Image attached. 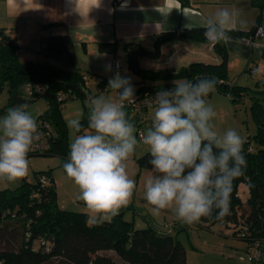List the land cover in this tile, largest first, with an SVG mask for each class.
Returning <instances> with one entry per match:
<instances>
[{"label":"trees","instance_id":"obj_1","mask_svg":"<svg viewBox=\"0 0 264 264\" xmlns=\"http://www.w3.org/2000/svg\"><path fill=\"white\" fill-rule=\"evenodd\" d=\"M176 1L182 7L189 6V0ZM251 3L258 10L253 27L247 32L229 31L232 39H246L261 25L264 0H251ZM205 30L199 28L161 34L155 39L152 49H145L134 42L124 43L129 70L151 82L140 85L137 91L173 88L174 80L212 77L221 84L215 86L217 92L227 96L232 104L240 101L247 88L228 79V52L224 42L212 45L214 54L220 59L218 64L194 62L178 69L157 71L143 68L140 64L143 60L152 64L162 63L171 55V52L162 51L165 45H176L181 41L210 44L204 36ZM99 49L115 53L116 42L99 43ZM39 54L41 61H21L15 40L0 28V93L6 89L12 101L22 88L31 86L34 90L45 87L47 93L53 95V98H45L47 108L35 118L50 124L49 148L45 153L28 157L58 156L63 166L69 149L66 126L61 117L62 107L55 98L58 93L68 92L66 84L79 87L81 73L75 68L74 48L68 35L41 38ZM52 61L63 63L67 68L56 67ZM82 96L84 93L71 91V96L65 98L64 103ZM28 97L37 99L41 96ZM249 110L256 130L252 136L245 135L243 139L242 150L247 167L244 176L233 182L231 214L218 220L215 219L218 210H214L213 218L202 217L200 222H224L232 226L235 237L246 242V250L256 244L264 250V105L255 100ZM81 123L84 127L87 125L84 119ZM150 159V153H145L136 159V163L140 167H152ZM41 178L38 176L33 184L24 182L16 189L0 191V264H46L53 260L59 264H119L118 260L123 264H186L184 248L168 231L135 229L132 222L123 219L121 212L99 224H88L86 213L59 208L53 179L47 175L46 183L42 184ZM242 187L248 191L245 200L239 194ZM244 207L246 211L243 212ZM10 238H19L17 247L3 248L2 244ZM109 252L116 257L110 256Z\"/></svg>","mask_w":264,"mask_h":264},{"label":"clouds","instance_id":"obj_2","mask_svg":"<svg viewBox=\"0 0 264 264\" xmlns=\"http://www.w3.org/2000/svg\"><path fill=\"white\" fill-rule=\"evenodd\" d=\"M234 24L235 13L219 9L206 19L204 36L212 45L227 44ZM161 27L156 24L157 30ZM173 85L156 93L151 126L140 133L152 166L144 182V199L154 217L172 210L178 221L191 225L202 217L213 218L218 210L215 219L222 220L231 214L233 182L247 167L243 138L234 128L222 134L215 129L216 112L206 99L215 91L214 81L174 80ZM108 89L116 99L103 94L89 98L87 128L79 119L68 122L74 139L63 164L94 225L117 216L137 187L127 170L138 143L136 128L124 110L126 104L136 103V90L131 78L119 72L109 78ZM26 108H10L0 118V180L9 183L28 175V153L39 138L37 121Z\"/></svg>","mask_w":264,"mask_h":264},{"label":"crops","instance_id":"obj_3","mask_svg":"<svg viewBox=\"0 0 264 264\" xmlns=\"http://www.w3.org/2000/svg\"><path fill=\"white\" fill-rule=\"evenodd\" d=\"M97 4L98 0H0V28L15 40L21 61L42 60L39 54L41 38L68 35L74 48L75 68L108 83L112 74L111 71H105L112 68L111 60L118 57L121 59L118 51L123 49L124 43L134 42L145 49H151L159 35L188 30L186 24L190 25V29H205L203 25L206 19L222 8L235 13L232 30L249 31L257 16L251 0H189V6L186 7H182L176 0H99V6ZM157 23L162 25L160 30L156 28ZM260 26L264 29V18ZM102 42H116L115 53L100 51L99 43ZM28 43H34V47L31 45L28 48ZM225 46L228 52V79L233 81L230 79V71L236 67L243 71L254 67L253 62L259 49L252 47L245 39H231ZM29 50L28 58L22 57ZM162 51L171 52L163 64H169L174 55L183 53L208 60L198 62H220L208 43L181 41L176 45H165ZM260 51L264 50L261 48ZM147 63L144 68L150 69ZM181 66L184 64L169 68ZM235 83L240 85L239 82ZM46 108L45 100L38 115ZM237 131L244 139L241 130L238 128ZM69 206L62 209L71 211L72 207ZM81 210L88 215L86 209Z\"/></svg>","mask_w":264,"mask_h":264},{"label":"rangeland","instance_id":"obj_4","mask_svg":"<svg viewBox=\"0 0 264 264\" xmlns=\"http://www.w3.org/2000/svg\"><path fill=\"white\" fill-rule=\"evenodd\" d=\"M256 11L258 13L257 9ZM262 18H264V13H262ZM262 41H264V39H255L254 43L258 44L262 43ZM31 45L34 47V43H28V48L32 47ZM257 50V56L253 62V66L256 70L255 75L251 74L249 71H243V69L239 70L238 67H236L232 72L230 71V79L235 82H239L240 86L247 88L246 93L240 101L232 104L227 96L222 95L216 90L210 93L207 97V102L216 112L213 124L215 129L221 134L229 128H234L236 130L239 128L243 136H252L255 133L256 127L250 115L249 109L251 103L255 100L261 101L262 105H264V55H262V52L260 51L261 47H258ZM29 53L30 50L27 51V54L24 53L22 57L28 58ZM118 53H120L119 55L121 56V68L119 73L121 76L131 78L135 90L138 85H148L151 83L148 79L136 76L129 70L123 49L119 50ZM33 54L35 53L33 52ZM198 61L207 62L208 60L206 58L195 56L191 53H183L174 55L169 64H163L164 62L160 64L147 63L149 64L147 67H150L151 70L157 71L159 68H169L170 66L180 63L188 65ZM112 62L113 60H111V66ZM52 64L61 69H66V65L63 63L52 61ZM140 64L143 68L145 67L144 60L141 61ZM178 68L180 67H177L176 69ZM112 69L113 68L110 67V70H106L105 72L111 71L112 76H114L116 71ZM102 80L103 83L101 84L95 78L88 79L84 83L79 81V87L84 93V96L69 99L61 108V117L66 126L68 149L70 142L74 139V135L68 126V122L73 119H79L80 121L84 119L87 123L88 120L90 106L89 97H87L88 94L85 92L89 91L92 97L103 94L105 98L116 99V93L111 89H108L109 91L104 93L100 92V89L108 88V83H105L104 79ZM61 94L66 96L65 92H61ZM19 96L26 101L24 105H27V108L25 110L30 112V114L36 118L38 111H41L45 105V99L43 97H39L37 99L29 98L24 88L19 91ZM19 106L21 105L12 103L6 89L0 93V118H3L8 109ZM127 114L130 122L135 125L137 132L135 119L131 117L129 113ZM234 119L238 121L239 125ZM85 128H87V125ZM148 128L149 127L147 126H143L141 129L143 132H146ZM136 132L134 135H136ZM145 153H150L148 146L138 141L135 152L128 161L127 169L130 177L136 181L137 187L129 205L120 210L123 219L132 222L135 229L150 228L155 232L168 231L169 235L178 241L184 248L186 254V264H248L245 261L239 260V255L245 253L246 251V242L238 237H235L232 226H228L224 222L211 224L202 223L200 221L191 225L183 224L176 219L172 210H165L159 217H154L150 214L148 210L150 205H148L144 199V182L146 178L152 174V167H140L136 163V159L143 156ZM28 160V175L16 183H9L5 180H0V191L16 189L24 182L33 184L37 181L38 176L41 175L45 177L48 175L53 179L57 205L59 208L62 209L63 207L75 204V206H69L72 207L71 211L81 212V209L87 210L83 202L77 200L76 197L79 190L77 186L67 178L65 172L63 171L60 157L53 155H35L28 157ZM239 194L241 199L245 200L248 197L247 188L242 187L239 190ZM242 211H246L245 207ZM89 217L90 213L88 212V221ZM88 224L91 223L88 222ZM16 239L10 238L5 240L2 247L6 249L16 248L19 243V238L17 240ZM108 254H110L113 258L116 257L113 252H109ZM117 262L119 264H123L119 260ZM46 264L59 263L53 260Z\"/></svg>","mask_w":264,"mask_h":264},{"label":"built area","instance_id":"obj_5","mask_svg":"<svg viewBox=\"0 0 264 264\" xmlns=\"http://www.w3.org/2000/svg\"><path fill=\"white\" fill-rule=\"evenodd\" d=\"M255 39H264V29H262L261 26H257L251 33L250 37L246 38L245 41L254 48L264 47V43H258V44L254 43ZM120 65H121V59L119 57L115 58L112 62V68L116 72H119ZM249 72L251 74H255L256 70L255 68L252 67L249 69ZM91 78H95L96 80L99 81L100 84L103 83L102 78L98 76H92L91 74L85 72L81 73V81L83 83ZM24 89L26 91L27 96L39 95L42 97L44 96V94L47 93L45 87H39L34 90L31 86H26ZM168 89L171 88L156 89L150 91L146 89H140L135 93L136 103L130 105L126 104L125 110L128 111L129 115L135 119V123L137 126L136 137L137 140L140 141L141 143H143L142 140L140 139V133L143 132L141 128L143 126L150 127L152 123L153 110L156 107L155 95L158 91L168 90ZM71 91L72 90H68V92H66V96H63L61 93L57 94L55 100L57 103H59L60 107H63L65 98L67 99L69 98V96H71ZM107 91H108L107 88L100 89L101 93ZM85 93L88 94L87 97L89 98L92 97L89 91L88 92L86 91ZM36 121L38 124L39 138L34 140L28 155L45 153L49 148L48 135L50 130V124L42 119H38ZM41 183L42 184L46 183V179L44 176H42L41 178ZM239 260L245 261L248 264H264V250L258 248V245L256 244L252 247H249L245 251V253L239 255Z\"/></svg>","mask_w":264,"mask_h":264},{"label":"water","instance_id":"obj_6","mask_svg":"<svg viewBox=\"0 0 264 264\" xmlns=\"http://www.w3.org/2000/svg\"><path fill=\"white\" fill-rule=\"evenodd\" d=\"M211 79L212 81H214L215 83V86H220L221 84H219L218 80L216 79H213L212 77H199V78H196L195 80H193V82L199 80V79ZM66 88L69 89V90H72L74 92H76L77 94H82V90L80 89V87H78L77 85L75 84H66ZM44 98H53V95L49 94V93H46L44 94L43 96ZM12 103L13 104H18V105H24L26 103L25 100H23L19 95H15L12 97Z\"/></svg>","mask_w":264,"mask_h":264}]
</instances>
